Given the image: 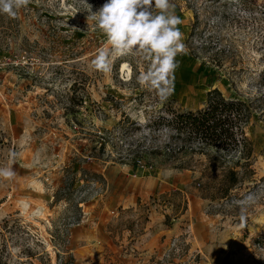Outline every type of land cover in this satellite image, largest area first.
<instances>
[{
    "label": "rangeland",
    "instance_id": "1",
    "mask_svg": "<svg viewBox=\"0 0 264 264\" xmlns=\"http://www.w3.org/2000/svg\"><path fill=\"white\" fill-rule=\"evenodd\" d=\"M171 2L187 53L163 101L136 84L138 58L116 59L109 74L90 67L105 37L88 3L104 0H31L16 18L0 14V166L18 152L15 178L0 181V264H264V114L246 128L254 157L229 196L233 155L173 154V131L152 126L204 109L214 89L264 109V0Z\"/></svg>",
    "mask_w": 264,
    "mask_h": 264
},
{
    "label": "clouds",
    "instance_id": "2",
    "mask_svg": "<svg viewBox=\"0 0 264 264\" xmlns=\"http://www.w3.org/2000/svg\"><path fill=\"white\" fill-rule=\"evenodd\" d=\"M31 0H0V14L16 18L18 11ZM88 20L105 37L103 46L96 50L90 67L102 74L112 71L118 58L135 57L146 63V68L135 76L142 88L154 92L160 100H167L174 92L177 56L187 53L184 34L171 0H104L98 9L88 3ZM18 156L14 148L8 151V163L0 166V181H11L16 172L12 165ZM256 202L250 194L238 202L240 227L246 223L247 207Z\"/></svg>",
    "mask_w": 264,
    "mask_h": 264
},
{
    "label": "trees",
    "instance_id": "3",
    "mask_svg": "<svg viewBox=\"0 0 264 264\" xmlns=\"http://www.w3.org/2000/svg\"><path fill=\"white\" fill-rule=\"evenodd\" d=\"M263 101L245 102L226 97L220 90L214 89L207 94L205 108L195 112H173L171 118L161 116L152 126L166 125L173 131V140L177 142L170 152L173 154L190 149L204 153L215 150L225 155H233L234 167L224 176L228 195L241 184L240 173L236 168L251 165L254 157L253 143L247 136L246 128L256 111L264 114Z\"/></svg>",
    "mask_w": 264,
    "mask_h": 264
},
{
    "label": "crops",
    "instance_id": "4",
    "mask_svg": "<svg viewBox=\"0 0 264 264\" xmlns=\"http://www.w3.org/2000/svg\"><path fill=\"white\" fill-rule=\"evenodd\" d=\"M151 186L154 188V190H157L162 189L164 185L158 182H152ZM136 198L138 197L136 196V192L133 190V188L127 187L124 189V193L121 196V204L123 208L134 207L135 201L137 200Z\"/></svg>",
    "mask_w": 264,
    "mask_h": 264
},
{
    "label": "bare ground",
    "instance_id": "5",
    "mask_svg": "<svg viewBox=\"0 0 264 264\" xmlns=\"http://www.w3.org/2000/svg\"><path fill=\"white\" fill-rule=\"evenodd\" d=\"M125 68L127 69V68H128V66H127V65H125Z\"/></svg>",
    "mask_w": 264,
    "mask_h": 264
}]
</instances>
